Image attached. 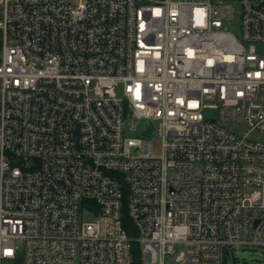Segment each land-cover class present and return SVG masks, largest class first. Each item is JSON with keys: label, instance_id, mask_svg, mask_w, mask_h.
I'll use <instances>...</instances> for the list:
<instances>
[{"label": "built area", "instance_id": "2783aa9c", "mask_svg": "<svg viewBox=\"0 0 264 264\" xmlns=\"http://www.w3.org/2000/svg\"><path fill=\"white\" fill-rule=\"evenodd\" d=\"M0 32V264L264 247V0H0Z\"/></svg>", "mask_w": 264, "mask_h": 264}, {"label": "rangeland", "instance_id": "374dc122", "mask_svg": "<svg viewBox=\"0 0 264 264\" xmlns=\"http://www.w3.org/2000/svg\"><path fill=\"white\" fill-rule=\"evenodd\" d=\"M240 5L236 4V13L234 18L228 23V28L232 30L237 36H240ZM262 51L264 52V46L262 47ZM143 125V124H142ZM141 125V126H142ZM139 126V129L141 128ZM224 126L228 129L234 130L237 133L243 134L249 131V126L243 122H227ZM130 136H138L139 131L129 133ZM250 136L256 140H260L264 142V133L260 132L259 130H252L250 131ZM153 141V154H159L160 149V142L156 139H152ZM228 263L229 264H264V247H236L233 249H229L228 252Z\"/></svg>", "mask_w": 264, "mask_h": 264}, {"label": "trees", "instance_id": "16d2710c", "mask_svg": "<svg viewBox=\"0 0 264 264\" xmlns=\"http://www.w3.org/2000/svg\"><path fill=\"white\" fill-rule=\"evenodd\" d=\"M0 48H1V32H0ZM123 222H124V227L126 228L128 233L130 235H134L136 233V230L127 215H124ZM133 252H134V257H135V264H139L140 248H139L138 242H134Z\"/></svg>", "mask_w": 264, "mask_h": 264}, {"label": "water", "instance_id": "95a60500", "mask_svg": "<svg viewBox=\"0 0 264 264\" xmlns=\"http://www.w3.org/2000/svg\"><path fill=\"white\" fill-rule=\"evenodd\" d=\"M150 132H151V130L149 129V130L146 131V134L149 135Z\"/></svg>", "mask_w": 264, "mask_h": 264}]
</instances>
